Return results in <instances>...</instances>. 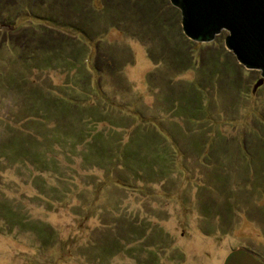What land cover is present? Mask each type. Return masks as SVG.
I'll use <instances>...</instances> for the list:
<instances>
[{
	"label": "rangeland",
	"instance_id": "1",
	"mask_svg": "<svg viewBox=\"0 0 264 264\" xmlns=\"http://www.w3.org/2000/svg\"><path fill=\"white\" fill-rule=\"evenodd\" d=\"M167 2L0 0V264H264V81Z\"/></svg>",
	"mask_w": 264,
	"mask_h": 264
},
{
	"label": "water",
	"instance_id": "2",
	"mask_svg": "<svg viewBox=\"0 0 264 264\" xmlns=\"http://www.w3.org/2000/svg\"><path fill=\"white\" fill-rule=\"evenodd\" d=\"M181 13L184 35L197 43H209L226 31L224 47L245 69L256 70L264 81V0H169ZM1 28V25H0ZM245 251L231 253L224 264H262Z\"/></svg>",
	"mask_w": 264,
	"mask_h": 264
},
{
	"label": "trees",
	"instance_id": "3",
	"mask_svg": "<svg viewBox=\"0 0 264 264\" xmlns=\"http://www.w3.org/2000/svg\"><path fill=\"white\" fill-rule=\"evenodd\" d=\"M168 2H169V0H168ZM168 2H167V4L165 3L164 6H167V5H168ZM169 3H170V2H169ZM170 5H171V4H170ZM3 6H4V5H3ZM3 6H0V7L2 8ZM171 6H172V5H171ZM149 8H151V6H149ZM174 9L176 10V12L179 11V9H177L176 7H175ZM149 11H150L151 13H154L153 10H149ZM156 15H157V14H156V12H155V16H156ZM161 21H162V19H160V22H161ZM183 34H184V33H183ZM183 38L186 39L187 37L184 35ZM187 39H188V38H187ZM189 42H190L191 45H193V46L195 45V46L192 48V49L194 50V52H195V49H196V48H198V47L200 48V46L202 45L201 43H197V42H194V41H191V40H190ZM227 55H228V57L230 56V54H227ZM214 61H215V62H212V63H210V64H211V65H216L215 63H217V60H214ZM210 64H209V65H210ZM222 65H225L227 69H228V67L231 68L230 66H228L227 61H226L225 63H222ZM234 66L241 68L240 66H237L236 64H235ZM212 67H214V66H212ZM231 69H234V68H231ZM241 69H242V68H241ZM242 71L244 72L243 69H242ZM230 74L233 76V73H230ZM235 74H236V73H235ZM240 75H241V74H238V76H240ZM232 80H233V81H232L233 83L231 82V83H229V84H233V85H234V82H235V81H234V80H235V76L232 77ZM230 86L233 88L232 85H230ZM70 104H71V103H70ZM68 105H69V104H68ZM67 108H68V106H67ZM184 111H185V110H184ZM82 121H83V125H88V126H89L88 129L92 128V127H90V125H91V120L82 119ZM142 129H144V128H142ZM144 130H145V129H144ZM141 134L144 135V136H146V134H147V136H146L147 139H152V136H151V138L148 137V136L150 135V132L147 131V130H145V131L142 130V133L139 132V135H140V136H141ZM102 147H105V146H103V145L100 146V145H99L98 148L100 149V151H96L97 154L100 155L101 153H104V152H106V151L108 150V147H105V148H107L106 150H103Z\"/></svg>",
	"mask_w": 264,
	"mask_h": 264
}]
</instances>
